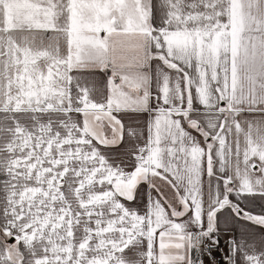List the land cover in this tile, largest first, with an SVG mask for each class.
Here are the masks:
<instances>
[{
	"label": "snow or ice",
	"instance_id": "obj_1",
	"mask_svg": "<svg viewBox=\"0 0 264 264\" xmlns=\"http://www.w3.org/2000/svg\"><path fill=\"white\" fill-rule=\"evenodd\" d=\"M0 264H264V0H0Z\"/></svg>",
	"mask_w": 264,
	"mask_h": 264
},
{
	"label": "crops",
	"instance_id": "obj_2",
	"mask_svg": "<svg viewBox=\"0 0 264 264\" xmlns=\"http://www.w3.org/2000/svg\"><path fill=\"white\" fill-rule=\"evenodd\" d=\"M255 210H256V211H259V207L257 206V207L255 208Z\"/></svg>",
	"mask_w": 264,
	"mask_h": 264
}]
</instances>
